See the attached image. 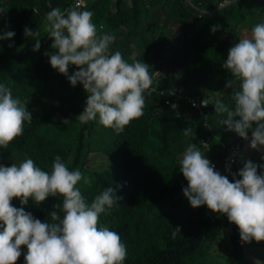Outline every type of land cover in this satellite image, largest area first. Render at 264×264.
Listing matches in <instances>:
<instances>
[{
    "label": "trees",
    "instance_id": "trees-1",
    "mask_svg": "<svg viewBox=\"0 0 264 264\" xmlns=\"http://www.w3.org/2000/svg\"><path fill=\"white\" fill-rule=\"evenodd\" d=\"M56 1L0 0V6L8 9L6 15L0 16V34L5 30L16 33L12 40H0V84L9 87L13 98L20 99L33 115L30 124L25 121L21 136L7 149L0 146V164L31 158L42 170L51 172L55 156L60 155L70 170L79 169L91 179L90 185L83 180L77 185L89 204L105 188H116V194L123 199L111 214L100 217L122 227L119 235L127 249L124 264H219L215 258L202 260L229 225L233 227L234 249L227 264H257L249 256L260 251L252 249L259 242L256 246L249 243L250 249L238 247V226L226 215L212 212L206 205H190L183 192L188 182L179 161L187 146L194 143L215 170L225 176L229 165L233 173H238L248 160L264 164V146L259 150L250 146L252 130H248V139L229 131L220 123L226 114H217L211 103L221 99L234 107L232 89L225 88L231 78V73L222 67L228 56L225 50L238 42L242 30L253 28L255 22L264 23V1L238 0L218 9L225 0H196L200 11L192 12L180 1L146 0L144 6L129 9L125 0H88L82 10L93 12L97 35L115 37L121 32L141 43L146 55L139 57L140 61L150 66L152 76L157 72L160 76L152 95L145 93L144 115L119 135L97 121L79 122L76 117L84 111L87 99L83 85L73 87L44 55L52 51V40L44 33L46 13L52 9L49 3L52 6ZM74 2L62 0L67 6ZM166 15L175 22L171 27L173 36L170 28L163 31ZM213 26L217 27L215 33ZM26 27L34 32L40 28L39 51H33L36 39L25 36ZM225 33L228 41L223 38ZM154 35L159 39L155 40ZM113 45L121 47L119 42ZM122 56L133 63L131 54ZM160 58L169 63H160ZM178 64L180 69L173 73L171 66ZM76 70L71 65L69 74ZM203 99L210 104L201 113L199 102ZM65 119L71 122L65 124ZM186 128L192 129L187 136L182 132ZM102 148L109 154H103L108 157V166L94 174L83 167L82 159L85 152L90 155ZM258 172L264 173V168H258ZM227 177L233 182L240 178ZM61 199L49 196L37 205L30 198L27 205H22L20 199L13 198L12 204L24 207L42 222H53L50 212ZM176 227L182 231L173 237ZM26 252L27 246H22L17 264H24ZM259 264H264V257Z\"/></svg>",
    "mask_w": 264,
    "mask_h": 264
},
{
    "label": "clouds",
    "instance_id": "clouds-1",
    "mask_svg": "<svg viewBox=\"0 0 264 264\" xmlns=\"http://www.w3.org/2000/svg\"><path fill=\"white\" fill-rule=\"evenodd\" d=\"M171 1H180L189 11H200L196 0ZM235 1L238 0H225L219 3L218 9ZM145 2L125 0V7L139 8ZM87 3L88 0H77L70 6L63 3L51 6L49 3L52 9L46 13L44 33L52 40V51H46L44 55L50 58L52 68L65 75L73 87L83 85L87 99L84 111L76 117L79 122L97 121L119 135L133 120L144 115L145 93L152 95L156 90L152 87L160 82V76L158 72L152 76L150 66L144 62L128 63L123 58L124 49L113 45L119 42L121 46L123 33L119 32L115 37L107 33L97 35L96 25L92 22L93 12L82 10ZM7 11L0 6V16L6 15ZM169 18L166 15L163 23L167 19L173 21ZM172 26L163 24L164 29ZM245 30L251 32L250 37L234 43L222 65L231 73L225 88L232 89L230 96L234 107L221 99L211 103L217 114H226L220 123L229 131L248 139L251 129L250 146L259 150V146H264V23L255 22L253 28ZM216 31L217 27L213 26L212 32ZM24 34L36 39L33 51H39L40 28L34 32L26 27ZM15 35L14 31L5 30L0 34V40H12ZM141 51L145 53L143 46ZM159 61L164 65L169 63L163 58ZM71 65L78 70L69 74ZM171 70L177 74L173 66ZM199 104L203 113L210 102L203 99ZM193 106H196L195 102ZM32 120V113L21 100L13 98L11 89L0 84V146L7 149L23 134L25 121L30 124ZM70 122L63 121L65 124ZM191 131L186 128L182 132L187 136ZM96 153L89 155H96L97 164L93 168L82 159L83 167L94 174L106 169L108 157L103 154L109 156L103 148ZM261 159L264 160V156ZM179 163L188 182L183 192L193 208L206 205L212 212L226 215L229 222L238 226L240 237L235 242L238 247L250 249L249 243L253 240L264 241V173L258 172L264 164L248 160L238 173H233L229 165L227 176L240 177L233 182L215 170L194 143L187 146ZM81 180L86 185L92 182L81 170H70L60 155L55 156L51 172L42 170L31 158L11 166L0 164V264H17L25 245L24 264H124L127 249L119 235L122 227L100 217L111 214L123 196H118L116 188L110 186L89 204L77 187ZM49 196L62 198L50 212L53 222H42L24 207L12 204L13 198H18L22 205H27L31 198L40 205ZM57 210L63 213L62 217ZM181 231L182 228L176 227L173 237ZM183 231H187L184 226ZM232 235L233 227L229 225L214 241L210 252L216 245L225 246L219 251L230 255L234 249ZM256 249H260L259 243ZM260 254H263L261 250L256 255Z\"/></svg>",
    "mask_w": 264,
    "mask_h": 264
},
{
    "label": "rangeland",
    "instance_id": "rangeland-1",
    "mask_svg": "<svg viewBox=\"0 0 264 264\" xmlns=\"http://www.w3.org/2000/svg\"><path fill=\"white\" fill-rule=\"evenodd\" d=\"M61 4H62V0H57L56 3H54V5H61ZM150 20L153 21V19H150ZM163 24L165 26L174 25L173 21L168 20V19ZM162 28H163V31H167V30L164 29L163 26H162ZM168 31L170 32L171 36H173V34H175V31L172 28H170ZM247 31L248 30H242L240 32L242 34V36H239L240 37L239 39L245 38V37H250L251 32H247ZM154 37H155V40L159 39V37L157 35H154ZM122 38H123L124 44H122L121 47L124 49V51L129 53V54H131V56L132 55H136L134 57L132 56L134 58L133 62L141 60V59H139L138 55H140V56H143V54L146 55V52L144 53L143 51H141V47L142 46H139L141 43H139L137 41H134L132 38H130L129 36H126L125 34L122 35ZM223 38L227 39V41L229 40V37H228L227 33H225L223 35ZM230 47H227V49L225 50L226 54H228V51H229ZM179 66H180V64L174 65L173 71L177 72V69H178ZM88 154H89V152H85L83 159H84L85 163H87L88 166H92V168H93L97 164V162H96L97 153H96V155H91V156H89ZM104 165H105V162H104ZM6 166H11V164L6 165ZM228 236H230V230L228 232ZM251 244H252V246H256L257 242L255 240H253L251 242ZM259 245H260V250H261V252L263 254L249 256L250 259L252 261H254L255 263H257V264H259L262 261V258L264 257V241L259 242ZM223 247H225V246H223ZM223 247L216 245L212 249L210 254L206 258H204L202 260V262H209L211 260V258H215L217 263H219V264H227L229 255H226V254H224V252L219 251ZM252 249H254V248H252ZM208 264H214V263H208Z\"/></svg>",
    "mask_w": 264,
    "mask_h": 264
},
{
    "label": "built area",
    "instance_id": "built-area-1",
    "mask_svg": "<svg viewBox=\"0 0 264 264\" xmlns=\"http://www.w3.org/2000/svg\"><path fill=\"white\" fill-rule=\"evenodd\" d=\"M77 2V0H75V3ZM84 4H85V1H84ZM199 108H202L201 104H199Z\"/></svg>",
    "mask_w": 264,
    "mask_h": 264
}]
</instances>
